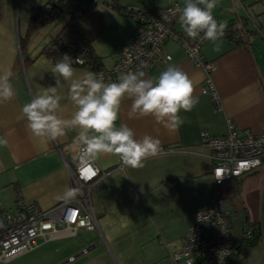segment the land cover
Here are the masks:
<instances>
[{
  "label": "crops",
  "instance_id": "obj_1",
  "mask_svg": "<svg viewBox=\"0 0 264 264\" xmlns=\"http://www.w3.org/2000/svg\"><path fill=\"white\" fill-rule=\"evenodd\" d=\"M46 1L0 0V72L11 68L15 90L11 101L0 103V141H7L0 143V205L6 209H13L17 199L48 209L64 201L65 190L73 188L70 167L76 153L70 146L78 130L68 128L57 141L41 142L30 135L26 119L20 118L22 106L38 90L55 86L49 70L56 62L40 52L67 21V13L32 34L25 49H20L32 6ZM171 1L174 0L121 3L152 11ZM83 5L86 9L80 17L82 29L101 58V70L111 69L136 24L103 2ZM243 10L244 15L226 20L213 10V16L222 22L236 19L245 30L246 43L236 45L223 37L221 50L215 52L213 43L205 40L201 53L213 63L209 72L195 66L176 39L163 44L171 59L144 71L145 78L157 77L172 64L192 79L193 96L198 103L191 111L179 113L184 121L179 128H166L152 116L129 118L132 101L123 100L117 126L127 124L137 139L145 134L158 138L160 151L147 158L142 167L123 171L116 155L102 154L95 160L105 175L84 188L83 195L77 194L74 200L81 210L94 216L96 227L73 230L56 225L50 236L36 238L33 249L0 264H170L169 252L179 246L195 212L216 200L228 205L229 227L236 218L239 237L248 224L259 229L258 244L243 264H264V164L216 184L211 152L202 142V132L222 136L233 125L238 131L258 134L264 124V15L257 17L264 13V8ZM73 67L81 75L91 71ZM122 73L126 72L106 76L105 82L116 81ZM206 76L212 80L218 103L202 91ZM60 92L66 96L67 85ZM61 105L58 115L70 119L73 105L67 99Z\"/></svg>",
  "mask_w": 264,
  "mask_h": 264
},
{
  "label": "clouds",
  "instance_id": "obj_2",
  "mask_svg": "<svg viewBox=\"0 0 264 264\" xmlns=\"http://www.w3.org/2000/svg\"><path fill=\"white\" fill-rule=\"evenodd\" d=\"M216 6L217 0H186L176 11L189 38L211 41L213 50L219 52L227 25L214 18ZM163 17L167 18L165 14ZM49 71L55 78V86L38 90L30 102L22 106L20 118L26 119L30 135L41 142L57 141L65 136L66 129H77L78 135L70 148L78 155L89 176L94 174L91 163L102 154L118 156L123 171L128 167H142L147 158L160 151L158 138L145 134L137 139L127 124L117 126L125 98L132 101L129 118L152 116L169 129L179 128L184 122L179 113L191 111L198 103V98L193 96L192 79L172 64L157 77L145 78V72L138 70L122 73L116 81L105 82L102 73L87 71L77 74L72 58L64 55ZM12 75L10 67L0 72V103L11 101L15 96ZM65 85L66 96L60 92ZM65 99L74 107L70 119L58 115L61 101ZM76 195V189L68 188L63 198L70 200Z\"/></svg>",
  "mask_w": 264,
  "mask_h": 264
},
{
  "label": "built area",
  "instance_id": "obj_3",
  "mask_svg": "<svg viewBox=\"0 0 264 264\" xmlns=\"http://www.w3.org/2000/svg\"><path fill=\"white\" fill-rule=\"evenodd\" d=\"M55 1L64 6L78 3V0ZM99 1L91 0L90 3ZM107 1L110 6L111 0ZM183 5L172 1L147 16L139 13L135 30L122 43L113 67L97 73H102L105 78L116 71H145L153 64L167 63L171 56L164 50L163 44L168 39L178 40L193 64L209 72L213 63L206 61L201 53L205 40L200 37L189 38L179 23V13L176 10ZM75 15L77 20L80 19L82 11L75 10ZM72 60L81 63L80 59ZM202 91L218 103L217 92L209 76L204 79ZM202 142L211 152L212 175L216 184L264 164V124L258 134L238 131L233 125H229L222 136L202 132ZM91 167L94 174L89 176L75 154L70 173L73 189L77 190V194L83 195L84 188L105 175L100 172L95 161L91 163ZM81 199L84 200V196ZM228 212V205L219 200L197 210L192 224L180 238L179 246L169 252L170 264H233L230 258L237 251L238 241L230 235ZM200 215L201 219H198ZM56 225L73 230L78 227L94 229L96 220L88 210H81L74 198L65 199L48 209H41L35 202L22 199L15 201L13 209L0 205V263L33 249L37 245L36 238L50 236ZM249 235V231L244 233L245 237Z\"/></svg>",
  "mask_w": 264,
  "mask_h": 264
},
{
  "label": "trees",
  "instance_id": "obj_4",
  "mask_svg": "<svg viewBox=\"0 0 264 264\" xmlns=\"http://www.w3.org/2000/svg\"><path fill=\"white\" fill-rule=\"evenodd\" d=\"M90 1L78 0V3L64 6L55 0H47L43 4L32 6V12L28 18L25 32L20 38L21 51L25 49L26 42L32 34L57 19L60 15L67 13V21L56 33L53 40L42 48L40 53L55 62L61 60L64 55H68L70 58L81 60V63L73 62V66L85 67L94 72L101 70L103 67L101 58L94 51L91 39L85 34L80 19L77 20L75 15V10L77 9H80L83 13L86 9L83 4L89 6L91 4ZM100 2L108 5L107 0H100ZM179 3L185 4L182 2ZM110 7L117 14L131 18L135 24L138 22L139 13L147 16L153 11H140L133 7H127L121 3V0H111ZM216 20L222 22L220 19ZM224 23L227 25L225 38L236 45L246 43L244 39L245 30L236 19L230 18ZM246 231L250 232L248 237L244 236ZM259 238V229L255 225L248 224V227L237 240V251L231 256V262L233 264H243L247 254L258 244Z\"/></svg>",
  "mask_w": 264,
  "mask_h": 264
},
{
  "label": "rangeland",
  "instance_id": "obj_5",
  "mask_svg": "<svg viewBox=\"0 0 264 264\" xmlns=\"http://www.w3.org/2000/svg\"><path fill=\"white\" fill-rule=\"evenodd\" d=\"M244 7L249 10H256L258 7L264 8V0H217V6L213 10L220 12L224 17V20H226L229 17L236 16L237 14L244 15ZM262 15H264V13L257 14V17ZM232 221V226L229 227V232L231 237L236 240L240 235V229L238 223L236 222V218Z\"/></svg>",
  "mask_w": 264,
  "mask_h": 264
},
{
  "label": "snow or ice",
  "instance_id": "obj_6",
  "mask_svg": "<svg viewBox=\"0 0 264 264\" xmlns=\"http://www.w3.org/2000/svg\"><path fill=\"white\" fill-rule=\"evenodd\" d=\"M87 171H88V170H86V174H87Z\"/></svg>",
  "mask_w": 264,
  "mask_h": 264
}]
</instances>
